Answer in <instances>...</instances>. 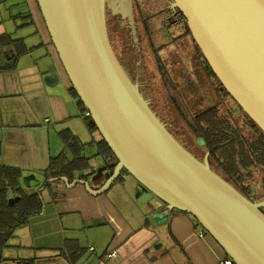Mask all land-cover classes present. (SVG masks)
Instances as JSON below:
<instances>
[{
    "label": "water",
    "instance_id": "95a60500",
    "mask_svg": "<svg viewBox=\"0 0 264 264\" xmlns=\"http://www.w3.org/2000/svg\"><path fill=\"white\" fill-rule=\"evenodd\" d=\"M37 1L72 87L118 158L99 190L84 180L67 184L65 176L49 180L63 179L69 188L86 183L97 195L126 169L139 181V202L167 203L157 222L171 209L186 211L235 264H264V200L254 202L216 173L205 148L200 160L179 142L199 148L166 96L135 0ZM171 8L181 10L221 83L264 131V0H172ZM112 43L133 61V80Z\"/></svg>",
    "mask_w": 264,
    "mask_h": 264
},
{
    "label": "crops",
    "instance_id": "0c3cea01",
    "mask_svg": "<svg viewBox=\"0 0 264 264\" xmlns=\"http://www.w3.org/2000/svg\"><path fill=\"white\" fill-rule=\"evenodd\" d=\"M71 88L38 1L0 0V166L20 168L26 192H41L44 201L8 241L0 264H221L226 252L196 230L190 213L171 209L157 222L167 203L139 202L131 174L97 195L86 183L49 180L50 162L62 154L84 158L67 184L84 180L99 190L111 176L114 159L98 153L102 136L90 130ZM68 132L78 140L66 141Z\"/></svg>",
    "mask_w": 264,
    "mask_h": 264
},
{
    "label": "trees",
    "instance_id": "16d2710c",
    "mask_svg": "<svg viewBox=\"0 0 264 264\" xmlns=\"http://www.w3.org/2000/svg\"><path fill=\"white\" fill-rule=\"evenodd\" d=\"M136 4L138 5L137 11L140 23L146 34H149L154 30L150 24L151 22H148L150 14L146 13L140 2H136ZM177 11L180 15L185 17L181 10L177 8ZM107 25L111 38L113 33L111 32L108 21ZM186 28L187 32L191 33L187 22ZM192 39L195 42L193 36ZM149 42L150 45H154L151 35L149 36ZM122 47L123 52L126 53V51H124L126 45ZM113 48L116 52L114 45ZM159 49L160 48H155L153 52L156 53ZM199 51L205 65H207L208 71L217 81L218 87H220L221 90L236 103L241 114L236 116L235 110H232V112L229 110L226 111L225 109L222 110L216 105V107L213 108L205 110L201 109L198 112L195 111L196 114H194L192 122L188 119L186 121H188L189 124L187 122L185 123L186 125H190V131L206 141L204 148L206 149V152H209V159L213 164L211 168L239 190L244 196L254 202H258V199L253 197L251 190L252 186L248 182L251 180L252 172L256 169L262 175L261 183L264 187V131L230 95L200 49ZM71 91L78 99L80 106L84 107L76 90L72 87ZM173 105H175V102ZM84 111H86V109ZM87 119L90 130L98 131L91 116ZM66 139L68 142H70L69 139H74L75 141L78 140L76 136L70 135L69 132L66 134ZM73 145H75V143L70 144L71 148H73ZM98 146L99 154L114 159V163L111 165L112 174L118 162V158L103 138L98 142ZM83 159L84 158L79 157L69 159L65 154H62L52 158L48 169L51 172L52 177L67 176L71 178V173L76 169H80L78 164L79 161ZM124 173L130 174L128 170L123 169L117 180H119ZM21 176L22 172L20 168L0 166V263L6 260L3 256V251L10 247L8 241L13 237L15 231L28 225L30 219L37 213H40L44 206L41 192L33 194L27 193L21 184ZM242 179L248 181L242 182ZM261 210L264 212V206ZM18 263L33 264L34 260H20Z\"/></svg>",
    "mask_w": 264,
    "mask_h": 264
},
{
    "label": "flooded vegetation",
    "instance_id": "af4514ba",
    "mask_svg": "<svg viewBox=\"0 0 264 264\" xmlns=\"http://www.w3.org/2000/svg\"><path fill=\"white\" fill-rule=\"evenodd\" d=\"M171 4H172V2L170 3L169 8H168V6H166L167 10H165L164 12H160V15H161L160 22L166 24L167 21H169L170 19H172L173 16H175L174 20L165 29H168V28L174 29V31L176 33H175L173 39H175L174 43L178 44V46H180V47H185L186 45L188 46L187 50L184 53L185 57L179 55L178 47L172 46L173 45L172 43H170V44H168V42L163 43L161 45V48L156 53L153 52L155 50V48H153L154 46L150 45V46H152V53L155 54L154 56L156 57L158 55L161 60H162V58L160 56V52L167 50L169 52V54L171 55V59H174L175 65L179 66L178 68L181 71V73L185 72L184 75H186V78L188 79V80L185 79L186 82H184L183 85L176 84L177 81L174 80L171 87H169V90L175 91L176 95L179 96L183 100L186 96L190 95L191 101H193L195 104H197L199 108H202L204 110L208 109V108L216 107L217 103H219V104L221 103L219 105L220 107H222L226 111L229 110L232 112V110H235V114H237L238 112H240V110L236 106V103L234 104V101L228 95H226L221 90L220 87H218L217 81L212 77L211 73L207 69V65H205V63L203 62V59H202L200 51H199V49H200L199 46L197 45V43H195L193 41L192 34L187 33V30L185 28V24L183 23V21H186V18L183 17L182 15H180V13L176 10H174L175 12L172 13L170 11ZM161 10H163V9L161 8ZM159 31H161V30H159ZM181 42H184V45L181 46ZM116 54H117V52H116ZM117 56H118V54H117ZM118 58L122 64V66L124 67L125 71L129 75V77L133 80V78H134L133 75H134V70H135L133 61L132 60H123L120 55L118 56ZM190 72H191V74H189ZM160 73H161V76L162 75H164V76L169 75L170 76V73L166 72V70H164V72H163V69L160 70ZM165 73L167 75H165ZM187 75H188V77H187ZM191 75H193V76H191ZM165 79L171 80V79H175V78L168 77ZM194 80H195V84H194ZM201 89H209L210 91H212V93L204 92ZM211 94H214L215 98L217 96L218 101L216 104L215 103L211 104V100H212ZM176 95H173L171 97V100L173 103L177 100ZM166 96L169 97L170 95H166ZM182 103L186 104V101L182 102ZM149 104H150L151 108L153 109V106L151 105L152 104L151 101H149ZM219 106H217V107H219ZM165 125L169 129V131L177 138L176 134H174L170 129V126L173 124L165 123ZM196 139H197V143H198L199 148H197L195 146L196 148H194L193 150H191L185 143H183L179 139L178 140L184 147H186L191 153H193L197 158L200 159V155L202 152V151H200V149L204 148L206 141L204 144H200L201 137L197 136ZM207 153H209V152H207Z\"/></svg>",
    "mask_w": 264,
    "mask_h": 264
},
{
    "label": "rangeland",
    "instance_id": "374dc122",
    "mask_svg": "<svg viewBox=\"0 0 264 264\" xmlns=\"http://www.w3.org/2000/svg\"><path fill=\"white\" fill-rule=\"evenodd\" d=\"M135 2H137V3L140 2V4L143 5L146 13L150 14V16L148 18V22H151L150 23L151 26L153 28L155 27V29L151 33L147 34V36L148 35L149 36L151 35V39L154 41V45H153L154 47L153 48H156V49L157 48H161L160 46L163 43H167V42H168V44L172 43L173 44L172 46L178 47V53H179V55L185 57V54L184 53L187 50V47L188 46L187 45L185 47L178 46V44L174 43L175 39H173V37H174V35L176 33L174 31V29L173 28L165 29L174 20V17L175 16H173L172 19H170L169 21H167L166 24L160 22V19H161L160 18L161 17L160 12H164L165 10H167V7L166 6H168V8H169L170 3H171V0H135ZM136 6H138V5L136 4ZM161 8L163 10H161ZM170 11L172 13L175 12L174 9H172V8L170 9ZM176 11H177V9H176ZM186 22L187 21H183V23L185 24V28H186ZM159 30H161V31H159ZM186 30H187V28H186ZM148 39H149V37H148ZM182 45H184V42H181V46ZM151 49H152V47H151ZM160 56H161L162 60L160 59V57L158 55L156 57L154 56L155 59H156V62H157V68L159 69V73H160V70L163 69V72H164V70H166V72H169L170 73V76L167 75L166 73H165V75H167L170 78H175V79H171V80H166L165 78H168V77L167 76H164V75L161 76V73H160L161 80L163 81V83L165 85V88H166V92H167L168 95H170L169 96V99H171V97L173 95H176V92L175 91H170L169 90V87H171V85L174 82V80L177 81L176 84L183 85L184 82H186L185 79H187V78H186V75H184L185 72L184 73H181V71L178 68L179 66L175 65L174 59H171V55L169 54V52L167 50H164V51L160 52ZM189 74H191V72ZM191 76H193V75H191ZM187 77H188V75H187ZM194 84H195V80H194ZM201 90L204 91V92H207V93H209V92L212 93V91H210L209 89H201ZM185 98H184V100L186 101V104H183L182 103V100L183 99H181L179 96H177V100L175 101L174 107L177 110L180 118H182L184 120V122H187L189 124V122L186 121V120L189 119L190 122H192V118L194 117V114H196V112L200 111L202 108H199L197 104H195L193 101H191V96L190 95L189 96H186ZM211 99H212L211 100V104L212 103H215L216 104L217 101H218L217 96L215 98L214 94H211ZM172 104H173V102H172ZM220 104L217 103L218 106ZM234 104H235V102H234ZM219 108H221L222 110H224L220 106H219ZM189 109H192V110H189ZM240 114H241V112H238L236 114V116H239ZM189 126L190 125H188V127ZM195 137L197 138V135H195ZM196 141H197V139H196ZM250 179L251 180H249L248 183H250L251 186H252L251 190H252L253 197L256 198V199H258L257 200L258 202L263 201L264 200V187L262 186V183H261V181H262V175H261V173H259L258 170L255 169L252 172V176H251ZM247 181L248 180H246V179L245 180L242 179V182H247ZM244 185L247 186L246 184H244ZM259 200H261V201H259Z\"/></svg>",
    "mask_w": 264,
    "mask_h": 264
},
{
    "label": "built area",
    "instance_id": "2783aa9c",
    "mask_svg": "<svg viewBox=\"0 0 264 264\" xmlns=\"http://www.w3.org/2000/svg\"><path fill=\"white\" fill-rule=\"evenodd\" d=\"M86 116H90V113L86 110L85 112ZM45 122L46 123H50V119L49 118H45ZM196 230L200 233L203 234L206 230L204 229V227L197 221L196 224ZM116 254V251H112L110 252L109 256H114ZM221 264H235L234 260L232 259V257L230 255H228L226 253V257L225 259L221 262Z\"/></svg>",
    "mask_w": 264,
    "mask_h": 264
}]
</instances>
